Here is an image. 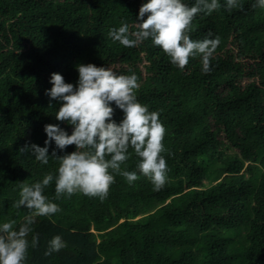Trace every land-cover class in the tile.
Instances as JSON below:
<instances>
[{
	"label": "trees",
	"instance_id": "16d2710c",
	"mask_svg": "<svg viewBox=\"0 0 264 264\" xmlns=\"http://www.w3.org/2000/svg\"><path fill=\"white\" fill-rule=\"evenodd\" d=\"M144 2L0 0V223L15 220L18 230L28 213L15 207L20 183L58 167L19 149L43 147L46 124L71 134L55 119L60 104L45 95L50 74L75 85L76 66L92 63L138 76V100L166 129L168 180L157 191L139 173L131 184L115 174L103 201L57 200L53 182L44 194L61 211L35 217L26 264H264V8L240 0L227 11L220 0L211 15L194 17L192 40L211 32L221 41L205 74L199 57L181 70L150 39L134 48L112 41L108 32L121 21L137 29ZM113 118L119 122L122 111ZM73 151L69 145L57 155ZM137 163L133 152L122 169L137 171ZM56 235L66 246L46 256Z\"/></svg>",
	"mask_w": 264,
	"mask_h": 264
},
{
	"label": "clouds",
	"instance_id": "9594fccd",
	"mask_svg": "<svg viewBox=\"0 0 264 264\" xmlns=\"http://www.w3.org/2000/svg\"><path fill=\"white\" fill-rule=\"evenodd\" d=\"M219 7L220 0H194L191 6L185 0H146L139 8L135 31H130L129 25L121 21L118 28L109 30L108 36L125 48H134L150 39L181 70L190 58L199 57L201 70L207 74L220 38L209 32L202 40H192L189 31L197 14L211 15ZM223 7L231 11L240 8L241 3L224 0ZM253 7L264 8V0H255ZM76 71L75 85L65 82L62 74L52 73L49 79L52 86L45 89L50 102L60 104L55 119L71 126V134L60 124H46L43 147L25 143L19 149L41 165H48L54 159L58 167L55 174L48 173L35 183H20V198L15 207L26 208L28 213L18 230L14 227L15 220L0 223V264H26L28 236L35 217H49L61 211L44 194L53 182L57 200L82 194L101 201L107 198L115 174L122 175L129 184L143 175L157 191L167 183L168 166L162 155L166 151L163 143L166 129L159 113L150 111L138 100V76L117 74L111 68L92 63L78 64ZM113 104L123 113L119 122L113 118ZM69 145H75V151L57 155V149L64 152ZM133 152L138 157L137 171L122 169ZM38 243V236H33L32 246ZM65 246L63 237L56 235L48 241L45 255L58 253Z\"/></svg>",
	"mask_w": 264,
	"mask_h": 264
}]
</instances>
